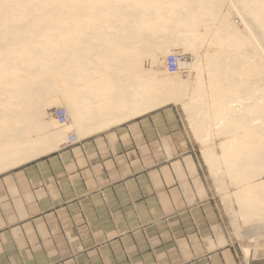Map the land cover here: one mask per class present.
I'll use <instances>...</instances> for the list:
<instances>
[{
  "label": "crops",
  "instance_id": "0c3cea01",
  "mask_svg": "<svg viewBox=\"0 0 264 264\" xmlns=\"http://www.w3.org/2000/svg\"><path fill=\"white\" fill-rule=\"evenodd\" d=\"M79 60H69L72 120L58 129V146L0 177V264H264V249H243L222 230L176 105L117 121L138 106L139 78L102 76L103 64ZM74 128L78 140L68 144ZM216 161L210 173L222 189ZM226 170L247 182L230 161ZM246 187L226 195L243 217L253 206Z\"/></svg>",
  "mask_w": 264,
  "mask_h": 264
},
{
  "label": "bare ground",
  "instance_id": "6f19581e",
  "mask_svg": "<svg viewBox=\"0 0 264 264\" xmlns=\"http://www.w3.org/2000/svg\"><path fill=\"white\" fill-rule=\"evenodd\" d=\"M96 1L100 0H0V173L58 146L53 142L61 139L60 131L56 130L59 124L54 118L44 120L46 102L57 94L65 106L68 105L67 63L81 59L84 52L87 61H104L105 66L98 68L99 75H111L112 71H117L124 78H139L138 106L134 101V107H129V115L124 111L121 120L117 121L169 103L183 102L184 109L191 115L198 141L209 146L218 134L225 135L222 156L233 157V160L230 158L231 169L236 174L245 175L247 182L264 175V0H108L98 7L93 4ZM224 1L227 8L223 10ZM142 2L146 3V9H151L149 13L137 9ZM231 10L241 17L244 32L230 19ZM142 14L152 16L154 22H162L160 27L166 30L159 27L162 38L140 35L138 32L143 28L148 30L142 26L135 27L133 37H110L113 27L118 26L122 32L129 31L130 26H126L123 18L136 25L141 21L134 17H142ZM105 15L113 19L103 18ZM83 16L92 17L84 22L85 27L93 31L85 32L87 36L82 37V48L78 37H73L71 47L68 31L74 25L70 20ZM215 19L217 31L213 32ZM78 23L76 20V31L85 30L78 29ZM102 23L108 26L101 28ZM201 27L204 31L200 30ZM53 30L60 34L53 35ZM98 33L106 39L104 42L95 44L88 39L92 38L90 34ZM42 35L47 39L41 40L42 43H25L27 37ZM210 38V42L223 45L224 50H236L228 57L226 52L221 55L217 51L206 63L212 80L220 72L232 78L234 96L229 102H225L221 94L210 95L205 101L207 86L202 78L203 72H200L201 60L195 56L199 44ZM170 52H192L195 55L193 61H187L186 68L198 73L196 87L191 89L188 79H179L180 73H170L164 66L159 68ZM25 61L41 63L37 67L21 68ZM21 69L24 74L19 73ZM96 70L89 69L88 76ZM237 93L242 95L237 96ZM190 94H193L192 98ZM187 98L189 100L184 101ZM12 99H17L14 103L17 109L22 100L28 111L24 115L14 111L7 119L3 105ZM56 99L51 98L50 102ZM74 100L72 94V104ZM211 108L217 109L215 118L210 115ZM6 125L8 130L4 128ZM203 157L212 168L219 154L215 147L209 146L204 148ZM244 191L250 193L251 203L260 207L264 202V179L248 184ZM255 232H264V223Z\"/></svg>",
  "mask_w": 264,
  "mask_h": 264
},
{
  "label": "rangeland",
  "instance_id": "374dc122",
  "mask_svg": "<svg viewBox=\"0 0 264 264\" xmlns=\"http://www.w3.org/2000/svg\"><path fill=\"white\" fill-rule=\"evenodd\" d=\"M50 1V0H48ZM108 0H100V1H96L93 4L95 6H103L107 3ZM206 1V0H204ZM147 5L146 3L142 2L139 4V6L137 7L138 10H143L146 12H150L151 9H146ZM227 8L226 7V3L224 1V5H223V10ZM217 14V13H216ZM93 18L95 17L94 15H92ZM92 17L91 16H83V17H76V18H72L70 20L71 24H73L74 26L70 27V30L68 31V35H69V39L68 42L71 46V44L74 42V38L73 37H78L77 41L80 42L82 44V40H83V36H87V34L85 32H92L93 30H88V27H85V22L87 20H90ZM103 18L105 19H113L112 16H104ZM139 19L141 21V23H137L136 25L131 24L129 21H127L126 18H123V20H125V24L126 26H130L129 31H124L122 32V30L117 26V28L115 29V27H113V29H111L110 31V37L115 35V36H121L124 35L125 37H133L135 36V27H148L147 31H144L143 29L141 31H139L138 33L140 35H146L149 37H157V38H162L160 36L159 33V27L160 24L162 22H154L153 17L152 16H147V14H142V17H134V19ZM129 19V18H128ZM131 19V18H130ZM230 19L235 23V25L237 26V28L239 30H242V32H244V28L245 25L242 22L241 17L234 11L231 10L230 13ZM78 20L80 23H78V29H85V30H79L76 31V26H75V21ZM132 20V19H131ZM213 23L215 24V27L213 28V32L217 31V21L216 19L213 20ZM58 25V24H57ZM101 28H105L107 27V23H102L101 24ZM57 27V26H56ZM85 27V28H84ZM204 27H201L200 30H203ZM158 29V30H157ZM160 29L162 31H166L164 28ZM102 31L105 32V29H101ZM204 31V30H203ZM107 33V31L105 32ZM60 33L56 32L55 30H53V35H58ZM108 34V33H107ZM43 35H45V33H43ZM39 36L36 38H25V43H31L32 45H37L41 40H47L46 37L44 36ZM67 35V33H66ZM67 35V36H68ZM92 36V38H88L90 39L91 42L98 44L99 42H104L106 39L102 38V34L98 33V34H90ZM140 35H137V37H140ZM54 38H56V36H54ZM160 40V39H159ZM211 38L206 40V42H204L203 44H199V49L197 50V55L195 56L192 52H184V54L187 55V57L189 58L188 61H193L192 59L195 57L199 58L201 60V66L202 69H200V72H203L201 74H203L202 78L205 80L204 83L206 84V91L207 93L205 94L207 99H205V101H208V98L210 95H215V94H221L224 96L225 98V102H229L233 99L234 96V90H233V86L231 84V80L232 78L226 75H223L222 72L217 73V76L215 79H211V75L208 74L209 73V68L207 65L209 61V59L214 56V54H216V52L218 51L221 55H225L224 53L226 52L227 54L225 56H231L232 53H234L236 50L232 49V48H226L224 50V46H220V45H216L215 42H210ZM44 41V42H45ZM209 41V43H208ZM84 44L80 45L79 47L82 48ZM139 46V45H138ZM141 46V45H140ZM150 46H153L152 44H150ZM72 47V46H71ZM181 51V50H180ZM69 52H71V48H69ZM137 52V51H136ZM168 52H166L165 54H167ZM171 53V52H170ZM183 53V52H182ZM16 55V54H15ZM74 55H75V51H74ZM83 56H81L80 58V62L82 64H86L87 60H86V56L85 53H82ZM93 56V55H92ZM91 56V57H92ZM200 56V57H198ZM83 57V58H82ZM90 57V59H91ZM166 57V56H165ZM85 58V59H84ZM94 58V57H93ZM92 58V59H93ZM18 61V59H17ZM89 62V61H88ZM99 62L100 65H104L103 63L104 61L102 59H96V63ZM41 62H31V61H25L21 68H25L26 66H32V67H37L40 65ZM207 63V64H206ZM224 66H228V63H223ZM165 67V63L163 62L159 68H164ZM67 67H68V77H69V61L67 63ZM204 67V68H203ZM166 68V67H165ZM85 69L83 68L82 71H84ZM158 70V68L156 69ZM204 70V71H203ZM24 69H21L19 71V73L24 74ZM105 72V71H104ZM86 74V72H83V74ZM98 70L95 71L94 74H97ZM87 75H88V71H87ZM198 73L196 71H190L189 69L180 73L179 74V79H188L190 81V88L193 89L192 86L196 87V84L198 83ZM175 76V75H170V77ZM259 76H263V75H259ZM258 76V77H259ZM247 79V78H246ZM257 79V78H253ZM244 80V79H243ZM248 80V79H247ZM131 81H133L134 83H136V85L138 84V81L136 82L134 80V78H131ZM245 86V85H244ZM238 94V93H237ZM241 93H239L237 96H240ZM242 95V94H241ZM54 96V97H52ZM52 96H50L51 98H53L54 100L56 98V101H52L50 102L51 98L49 97L48 100L46 102V116L44 117V120L46 121H50L53 118L55 119V117L53 116V110L55 107L57 106H63L66 107L65 104L62 102L61 98L59 96H57V94H53ZM57 96V97H56ZM191 98L193 96V94H190ZM189 99H184V101H188ZM17 102V99H12L10 101H6V103L3 105V111L5 112V114H7V119L10 117V114H12L14 111H20L21 115H24L25 113H27L28 110L24 109V104L22 103L21 100V104L20 107L17 109V105H14V103ZM183 102H178V103H171V105H176L177 109L179 112L182 113L183 116V120L184 123L186 124L187 128H188V133L191 137V139L193 140L194 144H195V148H196V153H197V157L198 160L202 166L203 171L205 172L207 179L209 181V184L212 188V191L215 195V198L217 199V202L219 204V208H220V212H221V227L222 230L224 232L229 233V235H231L236 241H237V246L239 245L241 248H248L250 249L251 247H260L262 249H264V232H255L256 229H260L261 228V219H259V216L262 215L264 216V210H260L258 209V207L255 205L251 206L250 211L251 213L245 217L242 216L241 214V206L240 203L238 202L237 198L233 195L231 197V199H227L226 195L227 193L229 195H231L232 193H234L236 190H238L240 188V186L242 187L243 185H248V184H252V183H256V182H261V180L264 179V175L260 176V177H256L251 179V181L249 180V182H243L242 184H238L235 183V180L233 179L234 177L229 173V172H225L226 170V161H230L231 159L233 160V157L228 156L229 158H224L222 155H224V150L225 148L222 146V141L226 139L225 135H219L213 140V142L209 143L210 147H215L217 153L219 154V158H217L218 160L216 161V163H218V165L222 166V170H223V175L220 177V182H218L219 187L220 185H222V189H218L217 183L215 181V179L213 178V176L210 173V168L209 165H207L204 161L203 158V150L205 147H209V146H204L200 141H198V139H196L194 130H193V125L191 123L190 120V113H188V111H186L184 108V105L182 104ZM58 104V105H57ZM127 105V102H126ZM127 107V106H126ZM50 110V111H49ZM217 111L216 108H211L210 112L212 114L211 117L215 118V112ZM71 116V114H70ZM53 119V120H54ZM71 120H72V116H71ZM76 122V121H75ZM215 122V121H214ZM213 123V122H212ZM78 124V123H77ZM213 128L216 127V125L213 123ZM5 129L8 130V126L6 125L4 127ZM60 128H64V127H59V125L56 127V130L59 131L58 129ZM72 128V127H71ZM216 130H214L212 133H215ZM238 132H242V130H239ZM216 135V134H215ZM34 136V135H32ZM223 153V154H222ZM222 156V157H221ZM231 158V159H230ZM231 162V161H230ZM12 170V169H11ZM3 172L0 174V177H3L6 173ZM227 188V189H226ZM261 209H264V202L263 204H261ZM236 217V218H235ZM264 220V218H262ZM255 230V231H254Z\"/></svg>",
  "mask_w": 264,
  "mask_h": 264
},
{
  "label": "built area",
  "instance_id": "2783aa9c",
  "mask_svg": "<svg viewBox=\"0 0 264 264\" xmlns=\"http://www.w3.org/2000/svg\"><path fill=\"white\" fill-rule=\"evenodd\" d=\"M186 54L181 52H172L166 56L165 67L170 73H182L187 70L186 63L188 61ZM53 116L61 127L69 126L71 116L66 107L57 106L53 110ZM78 140V131L73 129L68 137V144H74Z\"/></svg>",
  "mask_w": 264,
  "mask_h": 264
}]
</instances>
